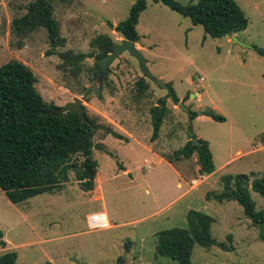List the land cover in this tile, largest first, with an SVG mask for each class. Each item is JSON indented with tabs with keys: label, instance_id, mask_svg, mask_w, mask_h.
Here are the masks:
<instances>
[{
	"label": "rangeland",
	"instance_id": "rangeland-1",
	"mask_svg": "<svg viewBox=\"0 0 264 264\" xmlns=\"http://www.w3.org/2000/svg\"><path fill=\"white\" fill-rule=\"evenodd\" d=\"M30 1L0 0V66L11 59L30 66L38 77L37 90L59 109L75 97L83 100L88 115L100 124L94 158L103 197L94 199L93 190H83L73 170H68L62 191L22 203L12 202L0 188V231L7 242L0 244V256L16 251V264H118L121 256L125 264H180L156 254L157 233L187 227V213L194 209L213 216L214 237L233 248L196 245L193 264H264L259 227L237 201L220 202L213 196L222 191L225 175H264V56L256 50L264 48V0H237L249 25L235 35L255 49L232 37H212L190 18L148 0L136 45L154 78L172 83L181 102L198 113L192 119L168 98L171 113L157 135L151 102L157 104L169 89L146 77L153 94L137 99V82L144 73L130 52L110 62L106 76L95 79L96 56L88 57L75 75L60 55L92 52L91 42L99 34L120 43L123 37L114 26L129 17L135 0H55L54 14L67 40L56 48L44 28L21 41L12 32L13 19L26 12ZM107 77L110 85L104 83ZM205 109L226 121L203 114ZM191 130L209 143L214 173L200 174L197 155L168 161V154L188 143ZM193 179L198 180L194 187ZM252 197L257 209H264V197L254 191ZM100 212L104 214L96 218L102 221L107 215L110 224L92 228L88 216Z\"/></svg>",
	"mask_w": 264,
	"mask_h": 264
},
{
	"label": "trees",
	"instance_id": "trees-1",
	"mask_svg": "<svg viewBox=\"0 0 264 264\" xmlns=\"http://www.w3.org/2000/svg\"><path fill=\"white\" fill-rule=\"evenodd\" d=\"M54 1H30L26 12L12 21L14 35L21 41L31 33L44 28L52 47L65 46L67 40L62 36L59 21L55 17ZM154 1L190 18L194 25H202L206 33L215 38L232 37L247 29L249 25V18L237 0H198L197 3L186 5L178 0ZM147 7L148 0H135L129 17L119 22L114 29L123 38L139 42L137 26L142 12ZM116 44L118 43L109 34H99L91 42L92 52L74 53L69 50L60 55L64 61L63 65L71 66L75 75L81 72L88 57L96 56L93 79L101 78L103 67L98 59L111 53ZM256 50L264 56V48L257 47ZM108 78L104 83L109 84ZM156 81L166 86L169 92L160 98L157 104L153 105L151 102L150 111L155 135L171 113L166 104L167 99L171 98L175 104L181 101L172 83ZM37 82L36 73L22 61L11 59L0 66V188L14 203L25 202L44 192L62 191L69 180L68 170L76 172L83 190L92 191L95 189L99 170L94 150L98 148L95 135L100 124L88 115L85 106L87 121L76 112L59 110L57 105L44 99L36 88ZM149 89L147 78L140 77L135 97L141 99L152 95L153 92L150 94ZM98 95L100 98L103 97L101 91ZM197 114L190 109L192 119L196 118ZM203 114L217 121H226L225 116L213 110L205 109ZM115 135L123 137L121 134ZM196 137L191 130L188 143L168 154L167 159L170 162H178L197 155L200 174H212L216 167L209 143L199 139L201 145L193 144L192 138ZM79 156L83 160H78ZM222 182L223 189L214 193V198L220 202L235 200L241 204L246 216L259 227V236L264 241V209H257L256 201L252 197V191L264 197V175L256 176L255 172L228 174L223 177ZM211 197L212 195L208 194L207 198ZM214 222L215 218L208 213L189 210L187 227H173L157 233L156 254L175 259L180 264H193L192 254L196 245L205 248L217 245L225 251L232 250V246L214 237L212 231ZM231 237L232 234H229L228 238ZM0 244L3 247L7 245L2 231ZM17 259L16 251H7L0 256V264H16ZM44 264L52 262L46 261ZM118 264H125V257L121 256Z\"/></svg>",
	"mask_w": 264,
	"mask_h": 264
},
{
	"label": "water",
	"instance_id": "water-1",
	"mask_svg": "<svg viewBox=\"0 0 264 264\" xmlns=\"http://www.w3.org/2000/svg\"><path fill=\"white\" fill-rule=\"evenodd\" d=\"M232 39L235 42L241 44L245 48H252V49L256 48L252 45H249V44L242 42L241 40H239L237 38L236 35H233ZM125 51L130 52V54L132 56H134L135 58L138 59V61L140 63L141 70L144 73L145 77H147L151 80H156L154 78V76L150 73V71L147 67V64H146V59L143 56V54L141 53V51L139 50V48L137 47L136 42L129 40V39H126V38H123L120 43L116 44L114 50L111 53H109L107 56H105L103 58L98 59V61L100 62V64L103 67V72H102L101 77L106 76V74L108 73L110 62H112L113 60L120 57V55ZM178 105H179V107L183 108L184 110H186L187 112L190 113V109H188L185 106L184 102H180ZM59 110H61L63 112H67V111L76 112L83 120L87 121L83 100L79 97H75L72 102L68 103L66 106H64L63 108H60ZM196 143L201 145V142L198 138L193 139V144H196Z\"/></svg>",
	"mask_w": 264,
	"mask_h": 264
},
{
	"label": "built area",
	"instance_id": "built-area-1",
	"mask_svg": "<svg viewBox=\"0 0 264 264\" xmlns=\"http://www.w3.org/2000/svg\"><path fill=\"white\" fill-rule=\"evenodd\" d=\"M197 181H198L197 179L192 180L193 187L196 186L195 184L197 183ZM103 214H104V212H100V213L90 214L88 216V221H89V224L92 228H105V227L109 226L110 223L108 221V217L106 214H105L106 219H104L102 221L99 218H96V217L103 215Z\"/></svg>",
	"mask_w": 264,
	"mask_h": 264
},
{
	"label": "crops",
	"instance_id": "crops-1",
	"mask_svg": "<svg viewBox=\"0 0 264 264\" xmlns=\"http://www.w3.org/2000/svg\"><path fill=\"white\" fill-rule=\"evenodd\" d=\"M116 26V25H115ZM180 100H183V99H180ZM181 102V101H180ZM183 102V101H182ZM179 107V106H178ZM239 153H242L240 150L238 151V154ZM126 172V171H125ZM96 179H98V177L96 178ZM98 181V180H97ZM96 181V184H97V186H96V189L95 190H93L92 192H95V194L96 195H93V198L94 199H102V197H103V193H102V190H101V186H99L98 184V182ZM193 187V186H192ZM101 190V191H100ZM97 192V193H96Z\"/></svg>",
	"mask_w": 264,
	"mask_h": 264
}]
</instances>
